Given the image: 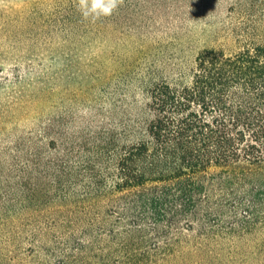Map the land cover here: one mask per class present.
I'll list each match as a JSON object with an SVG mask.
<instances>
[{"label": "trees", "instance_id": "1", "mask_svg": "<svg viewBox=\"0 0 264 264\" xmlns=\"http://www.w3.org/2000/svg\"><path fill=\"white\" fill-rule=\"evenodd\" d=\"M204 2L124 0L95 21L77 8L58 22L27 14L32 29H49L31 36L44 33L46 47L56 37L103 40L117 51L130 37L145 58L124 74L129 97L107 135L88 130L63 142L59 74L37 78L45 113L15 155L19 166L0 167V216L17 203L44 204L46 186L57 188L60 204L101 199L93 204L101 209L90 206L97 212L89 218L61 211L49 224L54 233L0 221V264H217L223 244L227 259L234 253L239 264H264V19L222 25L215 33L232 40L200 48L197 23L216 1ZM155 13L167 39L147 46L136 39L148 27L142 19Z\"/></svg>", "mask_w": 264, "mask_h": 264}, {"label": "rangeland", "instance_id": "2", "mask_svg": "<svg viewBox=\"0 0 264 264\" xmlns=\"http://www.w3.org/2000/svg\"><path fill=\"white\" fill-rule=\"evenodd\" d=\"M153 1L157 0H151ZM204 1V4H210L213 0ZM215 1L210 5L214 9L207 11L206 17L200 18L202 22L197 23L203 31L198 37L197 47L210 46L213 43L225 45L226 41L232 40L229 35L222 37L215 33L222 25L238 27L242 23L250 24L264 19V13L261 12L264 4H258L257 1L256 4L255 0H242V4H238L241 0ZM77 2L78 0H0V157L4 158L0 167L5 170L19 166L15 155L18 150L25 151L30 132L38 129L43 118L44 103L37 98L41 82L37 81V78L45 71L59 74V96L56 95V99L58 97L59 127L63 142L71 139V135L78 136L82 131L87 133L88 130H99L102 135H107L113 125L119 127L122 111L129 97L124 86V74L130 70L137 72L142 68L143 65L140 67L139 64L145 58L142 57L144 47L139 44L137 48L132 45L130 47V37L121 39L117 51L114 45L103 40L95 42L79 39L66 44L60 38L57 41L56 37H53L52 44L46 47L41 39L44 33H41L37 40L31 36L49 29L42 26L32 29L25 21L27 14H40L53 22H58L60 18L62 20L64 14L66 17L75 16ZM166 3L163 2L162 5ZM240 12H249L254 17L244 18ZM155 15L157 13L142 19V23L148 24V27L140 28L139 34L145 32V36L140 35L136 41L142 39L147 46L156 41L166 43L167 38H161L158 32ZM68 61H71L69 67ZM73 154L75 157L78 155ZM3 181L0 179V182ZM45 189L51 190L43 198L44 204L32 207L26 204L23 209L19 207L20 203H17L11 212L6 213L7 217L0 216V221H6L11 224L8 227L30 234L31 231L49 228L50 222L58 220L62 215L60 212L67 208H73L68 211L69 215L87 218L97 212L94 211L95 208L101 209L100 204L97 207L93 205L102 201L101 199H78L73 205L65 206L55 199L58 192L55 186H46ZM17 195L15 193V197ZM90 206H93L94 210L89 208ZM47 231L56 232L52 227ZM224 245L221 260L217 264H239L234 259V253L231 259L225 257L229 245ZM21 246L24 247L22 252L28 253V246ZM241 249H250L248 243L243 242ZM237 250L238 247L234 248V251Z\"/></svg>", "mask_w": 264, "mask_h": 264}, {"label": "clouds", "instance_id": "3", "mask_svg": "<svg viewBox=\"0 0 264 264\" xmlns=\"http://www.w3.org/2000/svg\"><path fill=\"white\" fill-rule=\"evenodd\" d=\"M124 0H78L77 9L85 20L111 16Z\"/></svg>", "mask_w": 264, "mask_h": 264}]
</instances>
